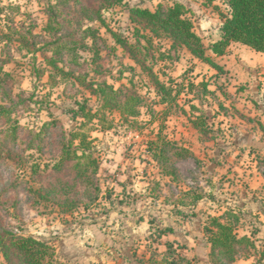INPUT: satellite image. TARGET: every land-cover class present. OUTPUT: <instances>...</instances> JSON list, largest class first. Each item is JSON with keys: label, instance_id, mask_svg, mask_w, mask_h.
<instances>
[{"label": "rangeland", "instance_id": "rangeland-1", "mask_svg": "<svg viewBox=\"0 0 264 264\" xmlns=\"http://www.w3.org/2000/svg\"><path fill=\"white\" fill-rule=\"evenodd\" d=\"M109 1L0 0V58L15 105L0 118V235L48 243L52 264H220L205 228L224 216L256 245L240 244L233 264H264V54L237 42L212 55L216 68L131 20L133 7L182 2L211 55L226 0ZM91 83L122 92L103 106ZM130 94L141 100L135 116L118 106ZM81 138L99 163L90 178L76 177ZM41 188L55 190L40 197ZM0 264L19 263L0 246Z\"/></svg>", "mask_w": 264, "mask_h": 264}, {"label": "trees", "instance_id": "trees-1", "mask_svg": "<svg viewBox=\"0 0 264 264\" xmlns=\"http://www.w3.org/2000/svg\"><path fill=\"white\" fill-rule=\"evenodd\" d=\"M124 0H110L108 2V7L114 4H120ZM205 5L208 6L216 0H203ZM226 5L228 7V12H220V17L222 20V25L220 27L221 35L220 38L213 42L210 46L211 55L208 54L207 48L204 45L202 37L196 32L194 21L190 16V9L182 2L175 1L173 4H158L155 9H150L147 7H133L130 9L131 20L137 24H143L147 29H149L155 36L159 37L162 35L167 36L172 41V48L177 46H184L194 57L210 64L213 67L220 68L219 65L213 60L212 55L221 56L224 55L233 42L242 43L251 49L264 53V0H226ZM107 7V6H106ZM84 11L86 8H83ZM99 14L97 17L103 22L101 13V8L95 10ZM89 20H92L91 16H88ZM138 31V30H137ZM139 32V31H138ZM13 33H19L16 28ZM30 35H34L32 31L28 32ZM10 34H6L5 37H9ZM24 37V36H23ZM146 37L147 36H143ZM116 41L125 46L126 41L117 38ZM20 48L27 47L28 44L20 43ZM130 47H134L130 45ZM29 48V46H28ZM30 49V48H29ZM46 48H40L39 51L44 53ZM130 55L135 59V55L130 50ZM45 60L52 65H55L53 57H45ZM9 61L0 58V95H8V101L12 103L10 107L0 106V118L4 114H11L14 110V100L10 94L11 81L13 80L11 72L7 71L5 66ZM57 67V66H56ZM142 68L147 67L142 65ZM157 88L163 92L166 91V85L156 79ZM92 92L98 96H102L103 106L109 105V100L116 97L120 90H116L113 86H109L106 83H101L97 85L90 84ZM141 100L138 96L128 95L125 102L119 104L123 111L129 115L135 116L139 113L137 106L134 103H139ZM128 106L130 108H128ZM85 106H80L79 111H75L73 117L75 118L79 112L83 111ZM54 122H48L46 126H52ZM198 128V127H197ZM79 134H73V138ZM75 139V138H74ZM84 138L80 139L79 146L76 147V151H73L76 162L74 168L78 171L76 177L90 178L87 175V170L89 167H93V172L97 175L99 170L98 161L93 158L92 154H88L89 146L85 145ZM167 144L172 142L166 141ZM174 144V143H172ZM72 142L68 147L64 148V155H69L71 152ZM79 151H81L79 154ZM179 154L189 153L186 148H180L178 150ZM83 168V169H82ZM94 194L93 199L98 198V192H100V186L94 184L93 186ZM52 190H55L53 188ZM52 190H46L41 188L35 192L39 193L40 197L43 196V191L49 194ZM201 198V196L199 197ZM206 233L208 234V242L211 244L212 252L221 254L225 259V262L220 264H233L238 257V248L243 242H247L248 246L252 249H256L255 242L251 236H239L235 231L233 222H225L224 216H214L211 218V226H206ZM170 231V230H168ZM0 246L4 253V257L8 262L11 261L12 256L17 257L19 264H52L53 258L56 255L55 249L48 243L38 240L33 236H22L16 233L5 231L3 235H0ZM168 250H173V244L166 243ZM264 258V251L261 254ZM183 256L180 260H186ZM188 262V260H187ZM177 259L169 260L168 257L162 260L153 259L148 264H176Z\"/></svg>", "mask_w": 264, "mask_h": 264}, {"label": "crops", "instance_id": "crops-1", "mask_svg": "<svg viewBox=\"0 0 264 264\" xmlns=\"http://www.w3.org/2000/svg\"><path fill=\"white\" fill-rule=\"evenodd\" d=\"M221 22H222V20H221ZM221 25H222V24H221ZM221 25H220V27H221ZM220 27H219V29H220ZM220 35H221V34H219V36H220ZM219 38H220V37H218L217 40H218ZM215 41H216V40H215ZM213 42H214V41H213ZM234 43H237V42H233L231 45H233ZM231 45H230V46H231ZM255 52H257V51H255ZM259 53H261V52H259ZM261 54H264V53H261Z\"/></svg>", "mask_w": 264, "mask_h": 264}]
</instances>
